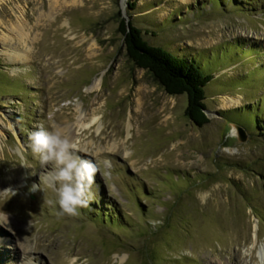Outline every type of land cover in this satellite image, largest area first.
Returning a JSON list of instances; mask_svg holds the SVG:
<instances>
[{"label":"rangeland","instance_id":"obj_1","mask_svg":"<svg viewBox=\"0 0 264 264\" xmlns=\"http://www.w3.org/2000/svg\"><path fill=\"white\" fill-rule=\"evenodd\" d=\"M128 1L0 5V36L28 58L10 62L0 46V211L8 214L0 264H66L69 255L92 264H264V0H132L135 10ZM21 8L25 43L9 29ZM118 13L150 45L212 78L204 107L217 116L197 127L185 95H167L133 66ZM244 107L242 117L233 111ZM40 126L63 130L98 168L99 202L77 217L44 203L57 196L54 164L42 166L30 148Z\"/></svg>","mask_w":264,"mask_h":264},{"label":"clouds","instance_id":"obj_2","mask_svg":"<svg viewBox=\"0 0 264 264\" xmlns=\"http://www.w3.org/2000/svg\"><path fill=\"white\" fill-rule=\"evenodd\" d=\"M31 152L38 157L41 165L54 164L55 170L52 179L55 186L57 199L44 201L50 208L56 209L57 215L77 217L81 209L89 207L94 198L92 192L95 178L98 172L96 164L80 155V149L76 142L68 138L63 130L53 128L46 129L43 126L28 134ZM23 167L30 164L26 161ZM3 193L13 195L6 189ZM0 222L8 223V214L0 211ZM66 264H92L89 257L69 255Z\"/></svg>","mask_w":264,"mask_h":264},{"label":"trees","instance_id":"obj_3","mask_svg":"<svg viewBox=\"0 0 264 264\" xmlns=\"http://www.w3.org/2000/svg\"><path fill=\"white\" fill-rule=\"evenodd\" d=\"M236 3V2H235ZM237 4V3H236ZM241 6L240 4H237ZM128 10L134 9V2L129 0L127 3ZM119 23L118 31L124 38L126 56L134 67L149 73L153 80L170 96H186V107L184 110L185 116L197 127H202L209 122L204 112L206 110L204 101V88L212 79L210 76H204L191 60L180 58L172 55L169 52L150 45L145 39L140 28L134 26L128 16V23L118 13ZM247 107V106H246ZM246 107L233 111H241L239 114L243 116ZM255 126L258 120L255 117ZM228 121V120H225ZM227 122L238 125L235 120ZM242 128V127H241ZM243 129V128H242ZM99 199L94 198L93 202ZM105 208L112 211L113 205L106 203ZM95 211V210H94ZM103 220L110 222L109 214H103Z\"/></svg>","mask_w":264,"mask_h":264},{"label":"bare ground","instance_id":"obj_4","mask_svg":"<svg viewBox=\"0 0 264 264\" xmlns=\"http://www.w3.org/2000/svg\"><path fill=\"white\" fill-rule=\"evenodd\" d=\"M34 1H36V4L39 5V3L37 2L38 0H34ZM182 1L186 2L188 0H182ZM11 2H12V0H0V5H3V4L5 5L6 3L7 4H11ZM81 4H82L81 0H68V2L66 0H50L49 10L52 11V10H55L56 8H58V7L62 8L63 6H75V5H81ZM10 9L12 10V9H14V7L13 8L11 7ZM13 14H14L13 17L15 18V22L18 25L16 26V25L11 24L12 26L10 25L9 29L16 34V36L20 40V42L25 43V41L26 42L28 41L27 34L25 32H23L24 31V27L26 26V24H28V23H26V24L23 23L24 19H26L25 18L26 17L25 16V10L23 8H21V9H18V12L16 14L15 13H13ZM41 17L43 18L44 14L43 13H38V16H37L36 20L39 21L41 19ZM11 41H12V39L6 37L5 35L0 36V46L5 48V51L2 49L3 52H1V53L6 56L7 60L10 61V62H18V60H21L23 62L24 60L28 59L26 57L27 55L24 52L20 53L19 51H17V49L13 45H11L12 44ZM30 41H32V40H30ZM98 86H99V81H97L93 85L92 89H97ZM222 101L225 104L229 103L230 105L231 104L233 105V104L237 103V100L231 99L229 97L222 99ZM129 118H131V117H129ZM167 120L168 119L166 117L162 119V121H164V122H166ZM84 126L85 125L83 123L80 124V127H84ZM132 126L133 125H132V123L129 120V123L127 125V135H128L127 137L131 136L130 135V131L132 129ZM236 133H237L236 130L233 128L231 135L234 136ZM261 252H262V254H264V250H262Z\"/></svg>","mask_w":264,"mask_h":264},{"label":"water","instance_id":"obj_5","mask_svg":"<svg viewBox=\"0 0 264 264\" xmlns=\"http://www.w3.org/2000/svg\"><path fill=\"white\" fill-rule=\"evenodd\" d=\"M123 14V13H122ZM123 18L126 20V23H128V19L125 17V15H123ZM204 114H205V116L207 117L208 115H216L217 116V112L216 113H212V112H210V111H208V110H205V112H204ZM236 126V131H237V133H238V136H240V137H244V135H243V132H244V130L241 128V127H239V126H237V125H235Z\"/></svg>","mask_w":264,"mask_h":264}]
</instances>
